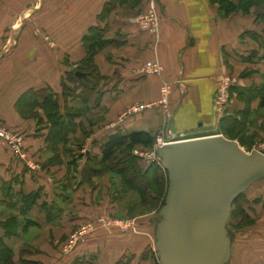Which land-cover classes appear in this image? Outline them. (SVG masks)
<instances>
[{
    "label": "crops",
    "instance_id": "crops-1",
    "mask_svg": "<svg viewBox=\"0 0 264 264\" xmlns=\"http://www.w3.org/2000/svg\"><path fill=\"white\" fill-rule=\"evenodd\" d=\"M107 1L2 0L0 4V123L21 135L24 149L18 157L0 145V207L16 209L18 219H30L28 228L47 233L45 239L50 234L61 239L78 223L93 222L87 216L96 212L94 199L98 196L101 201L102 189H86L83 166L88 155L100 156L107 135L116 130L155 134L166 129L163 108L155 104L162 81L170 83L169 127L191 137L212 135L218 133L213 96L219 82L230 76L231 67L264 60L263 3L244 10L241 0H227L232 6L227 10L219 0H135L116 4L104 15ZM149 7L159 16L154 34L141 31L131 20ZM92 28L101 30L105 40L93 55L100 80L86 103L81 102L89 115L96 116V126L84 120L89 133L83 136L67 129L66 140H58L56 149L45 114L46 125L37 132L20 109L23 103L40 107L47 92L58 97L61 113L73 104L70 96L62 95L61 83L84 58ZM146 61L160 63L163 70L142 72ZM258 72L260 76L263 71ZM245 79L250 80L238 78L233 85L248 86ZM24 92L26 98H20ZM135 102L151 105L119 117ZM66 174L68 183L57 181ZM30 193L36 194L34 200L20 214L23 197ZM254 209L253 220L264 217V210H256V205ZM142 223L130 230L118 225L91 228L79 240L46 251L25 240L22 228L4 240L14 250L16 264L24 257L38 264H159L153 219ZM254 231L252 242L239 240L235 247L232 239L228 264H264V227Z\"/></svg>",
    "mask_w": 264,
    "mask_h": 264
},
{
    "label": "water",
    "instance_id": "water-1",
    "mask_svg": "<svg viewBox=\"0 0 264 264\" xmlns=\"http://www.w3.org/2000/svg\"><path fill=\"white\" fill-rule=\"evenodd\" d=\"M155 153L168 179L164 204L153 219L159 264H227L231 205L264 179V152H247L216 133L167 142Z\"/></svg>",
    "mask_w": 264,
    "mask_h": 264
},
{
    "label": "rangeland",
    "instance_id": "rangeland-1",
    "mask_svg": "<svg viewBox=\"0 0 264 264\" xmlns=\"http://www.w3.org/2000/svg\"><path fill=\"white\" fill-rule=\"evenodd\" d=\"M0 0V4H1ZM135 0H126L125 2L133 3ZM243 1V0H241ZM241 5L244 7V10H247V8L253 4H264V0H247L246 2H241ZM264 20V17H263ZM264 22V21H263ZM87 55V49L86 54L84 58H86ZM89 71H93L90 68ZM264 70V60L259 61V63H254L251 65H241L237 66L236 69L231 67V74L230 77L237 80L238 78H250V80L245 79L244 83L247 85H255L258 83H261L262 77L259 76V72ZM252 71H256V76H250ZM76 72V71H75ZM76 74V73H75ZM97 82L99 83V80L97 77H95ZM170 83L168 81H162V84L164 83ZM161 84V85H162ZM71 86H75L76 84L72 83ZM161 88V87H160ZM160 92V91H159ZM170 93L165 97L164 101L160 105L163 108L164 116L167 120L168 113H170V110L168 109V105L170 104ZM161 98V94L159 95V98L157 99L156 103ZM228 102L231 103V105H241L243 107L244 102L242 99L236 97L233 94H230V91L228 92ZM77 109H82L80 114H78L75 117V120L80 121V124L78 123L74 124L73 131L79 133L80 136L86 135L89 133V131L83 126L84 120L88 121L89 124H91V127L96 126L97 118L96 116H91L86 111L85 104L81 102L79 99H74L72 102ZM136 104H144L140 102H135L132 105ZM130 105V106H132ZM214 106V102H213ZM215 109V107H214ZM120 113L119 117L124 113ZM215 115L217 116L218 122H217V130L218 133H220L219 129V119L221 115L224 113L218 112L215 109ZM86 113L88 115H86ZM20 114H22L26 118H31L33 120V127L36 126V131L38 132L40 127H44L46 125L44 114L45 110L41 107L37 106H26L25 103H23L22 108L20 109ZM171 114V113H170ZM85 116V118H84ZM249 118L248 121H244V124L242 126H229L221 129V132L224 134L225 137L237 142L245 151L249 152L252 149H258L261 151H264V106H259V101L256 100L253 102L252 105H250V109L247 113V116L244 117ZM172 119V116L169 118V122L166 124L170 126V120ZM104 124L106 123V119L103 120ZM103 124V125H104ZM98 125V123H97ZM99 126V125H98ZM39 127V128H38ZM173 128V126L171 125ZM170 127V129H171ZM67 126H65L64 131H67ZM164 128L161 130H158L155 132V136L159 133L163 134ZM173 130V129H171ZM35 131V132H36ZM19 134V133H18ZM175 134V140L178 139H184V138H190V134ZM20 135V134H19ZM153 147V146H152ZM152 147H145L141 145L134 146L132 150V154L137 158V161L139 163V166L142 167L141 169L147 168L150 164L156 163V160L148 159L149 155L152 153ZM26 153H30L29 155L34 158L35 153H32L31 151L25 149ZM24 153V149H23ZM142 153V154H141ZM35 154V155H34ZM126 154L125 153H116L114 155V161L112 162L113 167H121L122 165L127 166L129 163L126 161ZM91 166V164H90ZM96 171H99V166H95ZM133 173L132 166L129 165V170L127 171V174H117L115 172H106V173H98L95 175L90 176V178L85 180V186L88 191H95L97 188H101V192L98 194L101 196V201L98 198V196L94 199L95 201V207L96 212L92 215H88L87 219H93V222H85V223H78L73 229H71L63 238H54L52 235H49V238L46 237L47 233L45 231H38L36 228H28V226L22 228V232L24 233V238L28 242H33L36 244L39 248H41L43 251L46 250H52V249H58L61 246H67L69 243L73 241H77L82 237V232L89 230L91 228H98L103 226H110V225H118L123 226L126 230H130L132 227L135 229L144 226L142 223L143 221L146 222V219H154L157 217V212L160 209L159 207V196L161 193V187L160 184L155 181V176L157 173L152 174H146V176H143L142 179L139 177H132L131 175ZM99 177H101L99 179ZM56 178V177H55ZM57 179V178H56ZM63 180L64 182L68 183V175L66 174L61 179L57 180L60 181ZM66 180V181H65ZM73 185H75V182H73ZM145 187V192L139 187ZM244 197L250 198L251 200L258 199L257 202H254L256 205V210L262 212L264 210V180H258L251 184V186L246 189L243 193ZM250 200V201H251ZM243 201V199H242ZM254 204L249 209H254ZM16 209L10 207V208H4L0 207V221H4L5 219L14 218L18 219V214H16ZM252 218L254 217L255 213L250 212ZM264 216V215H263ZM234 219H240L238 216H232L229 218L228 222V230L229 234L232 239L235 240V247L238 245L239 240H243L242 243L246 242H252L255 239L256 228L264 227V217L260 218L259 220H248L243 223H234ZM254 219V218H253ZM78 226V227H77ZM151 230L152 233L154 232V227L151 224ZM241 231L240 233H238ZM239 237H242L241 239ZM245 239V240H244ZM155 241V239H154ZM242 246H244L242 244ZM241 247V246H240ZM155 251V248H154ZM29 259V260H28ZM25 264H31L30 258L24 257Z\"/></svg>",
    "mask_w": 264,
    "mask_h": 264
},
{
    "label": "trees",
    "instance_id": "trees-1",
    "mask_svg": "<svg viewBox=\"0 0 264 264\" xmlns=\"http://www.w3.org/2000/svg\"><path fill=\"white\" fill-rule=\"evenodd\" d=\"M126 0H109L104 4L102 14H106L111 8H113L116 4L125 3ZM227 0H219V3L222 7L229 10L232 6L228 3H226ZM94 28H92L91 35H88L86 40V49H87V55L86 58H83L81 62L72 69L65 77L64 80L69 81L71 84L75 83L77 89L80 88L79 91L75 88V86H70L66 81H62V95L64 98L70 96L72 100L79 99L86 103L89 96L97 90L99 83L95 79L97 77L100 79V75L97 73L96 65L93 62V55L97 49H100L104 46L105 40L100 38V31H96ZM262 48L264 51V44H262ZM253 54V52H252ZM264 54V53H263ZM93 70L92 72L88 69ZM75 71L82 72L83 74L81 76H78L75 74ZM262 81L261 83L255 84V85H248V86H240V85H231L229 91L230 94L235 95L236 97L243 100L244 105L243 107H237L231 105V103L228 104L226 109L224 110V113L221 115L219 119V129L220 133L224 136V134L221 132V129L223 126H242L244 124V121H248L249 118L244 119L245 116H247V113L250 109V105L253 104L256 100L259 101V106H264V70L261 74ZM28 92H24L20 98H26ZM24 98V99H25ZM40 107L45 110V118L46 120L51 124V128L49 131V138L51 139V145L53 148L57 149L58 140H66L65 136L67 135V131H64L65 126L69 130H73L74 127V120L75 117L82 113V109H77L75 105H71L70 107H65L66 111L64 113H61L59 110V100L56 95H54L52 92H47L43 94L42 96V102H39ZM66 106V104H65ZM83 111V110H82ZM155 140V134H151L145 131H131L128 133H123L120 130H116L109 135H107L106 139L101 143L100 145V156L95 155H88L86 158V165L83 166V176L85 179L90 178V176L98 174V173H106V172H115L117 174H127V171L129 170V165L132 166L133 173L131 175L132 177H139L142 179L143 176H146V174H152L157 173L155 176V181H157L160 184L161 187V193L159 196V207H161L164 204L165 195L167 191V172L162 168L160 161L156 160V163L150 164L147 168L141 169L142 167L139 166V163L137 161V158L132 154V148L136 145H141L145 147H152ZM125 153L126 154V161L129 163L127 166H121L114 168L113 167V161H114V155L116 153ZM91 164V166H90ZM99 166V171H96V167ZM258 180H264V179H258ZM256 180V181H258ZM254 181V182H256ZM253 182V183H254ZM251 186V185H250ZM249 186V187H250ZM248 187V188H249ZM247 188V189H248ZM139 189L143 190L144 192L145 187H139ZM246 190V189H245ZM244 190V191H245ZM244 191L239 194L231 205L230 215L229 218L234 216H238L240 219H234V223L236 225L238 223H243L248 220H253L250 212L253 211V209L249 210L254 202H257L258 199H250L245 198L243 193ZM11 197L13 196L12 193H10ZM35 193H30L27 195H24L23 202L24 205L20 206L18 208V211L20 214H25L32 204ZM243 199V201H242ZM251 200V201H250ZM9 204L13 206L14 204L10 201ZM256 204V203H255ZM254 204V205H255ZM44 207L45 204H44ZM51 208L50 210L46 209V213L48 215V219L51 218ZM53 212V211H52ZM228 218V222H229ZM30 219H14L9 218L5 219L4 221H0V229L3 230V235L0 236V264H16L14 261V250L6 243L4 240L5 237H14L17 236L20 229L23 227H26L29 225ZM228 225V224H227ZM231 246H232V238H231ZM230 260V259H229ZM20 264H25L24 259H20ZM229 262V261H228ZM227 262V264H228ZM31 264H38L34 261L30 260Z\"/></svg>",
    "mask_w": 264,
    "mask_h": 264
},
{
    "label": "built area",
    "instance_id": "built-area-1",
    "mask_svg": "<svg viewBox=\"0 0 264 264\" xmlns=\"http://www.w3.org/2000/svg\"><path fill=\"white\" fill-rule=\"evenodd\" d=\"M132 22L135 23L141 31L156 33L158 31V21L159 16L153 7H149L145 11L137 13L134 17H132ZM163 70V67L160 63L155 61H146L142 72L147 74H159ZM235 83V79L230 76H225L219 82L216 91L213 96V102L215 109L222 113L226 107L228 106V92L231 87ZM170 93V85L166 82L161 85L160 94L161 98L156 105H162L161 103L164 101L165 97ZM151 104H136L130 106L125 114H129L132 112H136L142 108L150 106ZM166 122H169V118L171 116L168 113ZM163 134H157L155 136L154 144L152 147V153L149 155L148 159L159 160L155 153L156 147L171 141H175L174 131L170 129L169 125L166 126V129L163 130ZM0 145L8 148L12 153L17 155L18 157L23 156V144L22 137L15 130L10 129L9 127L0 123ZM261 151V150H260ZM264 152V151H262ZM142 154V153H141Z\"/></svg>",
    "mask_w": 264,
    "mask_h": 264
}]
</instances>
